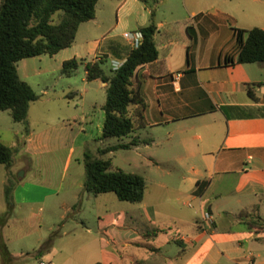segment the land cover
Masks as SVG:
<instances>
[{"label":"crops","instance_id":"1","mask_svg":"<svg viewBox=\"0 0 264 264\" xmlns=\"http://www.w3.org/2000/svg\"><path fill=\"white\" fill-rule=\"evenodd\" d=\"M118 1L114 25L101 34L94 33L105 26L96 13L95 19L79 27L71 47L55 56L40 55L19 61V75L33 88L31 81L49 79L61 72L64 62L74 58L109 61L107 69H111L113 60L125 62L132 50L124 37L129 31L122 34L121 28L140 30L154 20L159 57L138 71L147 107L143 121L128 136L131 140L122 143L136 140L138 144L132 147L147 149L153 157L152 167L170 177L179 174L180 180L160 181L152 193L147 185L143 201L125 202L129 205H123L124 201L112 192L98 196L86 192L85 155L95 133L102 134L103 106L96 115L86 114L82 120H76L79 116L75 115L73 122H48L52 109L64 113L70 104L51 107L56 97L65 99L67 91L61 96L50 95L46 87L42 94L49 96H39L35 101L42 103L38 118L31 119L33 102L27 125L16 132L21 137L9 146L14 150L12 164L17 162L16 157H24L26 165L19 171H23L21 177L25 178L32 170L35 174L55 171L57 157L62 156L64 172L74 168L72 179L67 185H58L55 180L41 181V185L35 186L45 194L38 200L18 197L22 186L15 185L13 211L5 223L0 222L13 261L5 263L0 254V264H25L20 259L30 254L27 246L21 252L15 251V244L25 237L36 238L39 264L264 261V63L227 62L228 56L236 60L238 55L235 29H248L239 27L232 14L217 7L206 12L192 11L188 21L181 23L171 18L159 19L157 9L141 0ZM239 12L246 18L252 16V11L243 7ZM81 66L87 84L84 94L92 93L93 97L100 90L106 93L107 84L100 79L87 82V72ZM177 74H181L178 79ZM100 143L102 149L113 146ZM112 153L100 157L107 159ZM48 155V162L42 159ZM74 161L77 167H73ZM6 171L12 175V165L6 166ZM28 184L32 186L29 182L23 187ZM31 189L25 192L29 194ZM49 202L54 217L60 214L59 219L65 221L63 231L58 233L61 243L57 248L54 242L45 244L62 222H45L34 211V205ZM26 208L33 211L29 216L23 215L29 226L24 237L19 232L7 236L12 217ZM205 212L212 215V226L204 220ZM87 213L91 215V227L87 226ZM78 217L80 222L76 221ZM32 218L37 220L34 225ZM69 219L73 220L71 228Z\"/></svg>","mask_w":264,"mask_h":264},{"label":"trees","instance_id":"2","mask_svg":"<svg viewBox=\"0 0 264 264\" xmlns=\"http://www.w3.org/2000/svg\"><path fill=\"white\" fill-rule=\"evenodd\" d=\"M141 1L149 4V0ZM98 2L99 0L0 1V111H9L14 122L27 125L30 106L39 96L30 84L21 79L17 63L40 55L55 56L61 50L71 47L75 43L79 27L95 19ZM154 14L152 11L153 18ZM56 15L60 16L58 22L54 21ZM140 30L144 36L142 44L130 51L125 63L117 70L104 67V60L74 58L63 63L61 73L65 77H72L79 66L84 65L87 82L100 79L107 84L103 130L99 140L128 137L135 133L138 124L143 121L147 104L142 95L138 71L156 61L159 51L155 41L157 26L154 20ZM234 37L238 55L236 60L228 56V63H264L263 28L235 29ZM192 39L195 40L194 36ZM249 93L255 98L252 88H249ZM74 95L75 93H71L70 96ZM137 144L136 140L128 144L119 143L100 148L98 153L104 156L117 150L130 149ZM13 156L14 150L0 141V165L10 167ZM84 165L86 192L94 196L112 192L119 200L135 204L143 201L147 183L140 174L121 169L112 171L111 158H98L89 153L85 155ZM6 200L9 210L0 216L1 223L8 220L14 207L13 198L8 193ZM0 254L5 263L13 261L1 231Z\"/></svg>","mask_w":264,"mask_h":264},{"label":"rangeland","instance_id":"3","mask_svg":"<svg viewBox=\"0 0 264 264\" xmlns=\"http://www.w3.org/2000/svg\"><path fill=\"white\" fill-rule=\"evenodd\" d=\"M141 4L143 3L141 2ZM149 4L153 9H157L159 19L171 18L183 23L188 21L192 11L198 13L202 11L206 12L210 7H217L223 12L232 14L233 17L238 21V26L241 28H246L249 30L254 27H264V0H149ZM119 5L120 2L118 0H99L97 5L98 19L103 21L105 26L102 29L95 30L94 33L101 34L105 31V29H108L114 25L117 19L116 11ZM240 7L252 11V16H249L248 18L242 16L239 12ZM59 19V15L54 17L55 22H58ZM130 29V26L121 28V33L123 34L125 30L130 31ZM121 39L124 40L122 37ZM109 65L110 62L106 61L104 67L108 68ZM31 82L33 84V89H35L37 95L42 99H45L49 96L42 94V90L46 87H48L50 95L56 94V96H61L64 90L67 91L65 99L56 97L55 103H52L50 106L53 107L54 105L69 103L70 109L66 110L64 113H60L57 109H52L51 113H49V116L46 119L48 122H53L55 120H60V122H67L71 120L73 122L75 119L73 120L72 118L75 115L79 116V118L76 120H82L86 114L96 115L97 112L100 111L101 106H103L106 101V93H103L102 90H100L98 93H94L93 97L92 93L87 96L84 94V89H86L87 84L85 82V71L82 66H80L75 74L70 78L63 76L61 72H57L56 74L51 75L49 79L38 78L37 80H33ZM71 93H75V95L70 96ZM41 105V102L33 103L31 119L36 120L38 118L37 115ZM39 124H41V122H39ZM18 129L23 131L24 124L14 122L9 111H0V141L7 146H10L13 144V142H17L21 137V135H16ZM100 136L101 133H95L94 141H91L90 145L88 146L89 154H92L98 158H101V155L98 153L99 149L102 147L100 141H104L105 146H108L122 142H129L131 140V138L128 137H123L120 139L109 138L106 140H99ZM109 157L112 159V171L121 169L125 172L137 173L143 176L147 182L149 193H152L154 190H156V184L160 181L169 179L180 180L179 174L170 177L167 176L165 172L152 167L150 160L153 157L144 147L140 149L131 147L129 150H117L114 151ZM16 158L17 162L12 164V175L7 173L5 165H0V215L5 214L9 210L6 200L7 193L12 196L15 185H18V183H20L22 186L17 191L18 197L22 198L23 196H27L28 199L38 200L41 199L45 194L43 189L35 186L41 185V181L55 180L58 182V185L60 183L67 185L72 179L74 168L70 169L69 172H64L62 156L57 157L55 171H41L40 173L37 172V174H35V171L32 170L29 172L28 177L25 178L21 177L23 175V171H19L26 165L24 163L25 159L24 157L22 159L20 157ZM50 158L51 156L49 155L42 157V159H45L47 162ZM77 166L78 163L74 161L73 167ZM29 182L32 183V186L28 184L26 188L25 186L23 187V184ZM28 188H32L31 193L29 194L25 192ZM122 204L129 205L125 202H122ZM34 207H36L34 211L41 214L45 222H52L55 219H57L59 223L62 222L61 224L57 225L56 229L49 234V238L45 244V246H48L54 242L57 248L61 243V238L58 236V233L61 231L65 221L59 219L60 214L57 215V217H54V214L50 212V202L48 204H40L37 206L34 205ZM40 207H42V210ZM11 211H13V209ZM32 211L33 210L31 208H26L22 212L17 211V213L12 217L11 228L6 232L7 236L19 232L20 234L23 233L24 237V231L29 228L27 221H24V216H29ZM85 216L88 219L87 226L91 227V215L87 213ZM76 221L80 222L79 217L76 219ZM31 222V225H34V223L36 224L37 220L32 218ZM67 222L70 223L68 228H71L73 220L69 219ZM14 242L16 241H11V244ZM25 246H27L29 250L28 252L30 254L24 255L20 260H22L25 264H39L37 257L38 252H36V238L25 237V239H22V241L15 244V247H18L15 248V251L21 252V248L24 249ZM175 247L179 248L180 246L175 244ZM22 252L26 253L25 250ZM13 264L18 263L14 262ZM258 264H264V261L262 260Z\"/></svg>","mask_w":264,"mask_h":264},{"label":"built area","instance_id":"4","mask_svg":"<svg viewBox=\"0 0 264 264\" xmlns=\"http://www.w3.org/2000/svg\"><path fill=\"white\" fill-rule=\"evenodd\" d=\"M124 37L125 39L128 41L131 49H137L138 47H140V45L143 42V33L141 32V30H135V31H129L124 33ZM125 62H121V61H116L113 60L112 64H111V68L113 70H117L119 69ZM181 74H177L176 78H180ZM204 220L206 221V223L210 226L213 225V218L212 215L209 212H205L204 213ZM41 264H46L44 262H41Z\"/></svg>","mask_w":264,"mask_h":264}]
</instances>
